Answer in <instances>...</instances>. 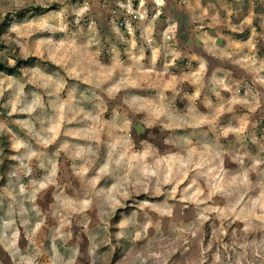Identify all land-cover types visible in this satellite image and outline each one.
<instances>
[{
	"label": "rangeland",
	"instance_id": "rangeland-1",
	"mask_svg": "<svg viewBox=\"0 0 264 264\" xmlns=\"http://www.w3.org/2000/svg\"><path fill=\"white\" fill-rule=\"evenodd\" d=\"M0 64V264L264 261V0H0Z\"/></svg>",
	"mask_w": 264,
	"mask_h": 264
},
{
	"label": "trees",
	"instance_id": "trees-1",
	"mask_svg": "<svg viewBox=\"0 0 264 264\" xmlns=\"http://www.w3.org/2000/svg\"><path fill=\"white\" fill-rule=\"evenodd\" d=\"M139 0H135V4H137ZM0 70H4V71H7L9 73H12L14 72L16 69L15 68H9L7 65H1L0 64ZM260 264H264V261H261Z\"/></svg>",
	"mask_w": 264,
	"mask_h": 264
},
{
	"label": "water",
	"instance_id": "water-1",
	"mask_svg": "<svg viewBox=\"0 0 264 264\" xmlns=\"http://www.w3.org/2000/svg\"><path fill=\"white\" fill-rule=\"evenodd\" d=\"M182 17L180 16V17H178V19L176 20L177 21V23H178V26L180 27L181 26V24H182Z\"/></svg>",
	"mask_w": 264,
	"mask_h": 264
}]
</instances>
